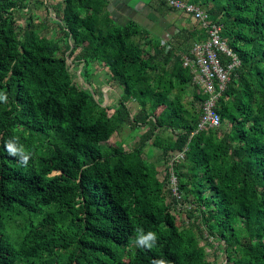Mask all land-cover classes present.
<instances>
[{
	"label": "trees",
	"instance_id": "16d2710c",
	"mask_svg": "<svg viewBox=\"0 0 264 264\" xmlns=\"http://www.w3.org/2000/svg\"><path fill=\"white\" fill-rule=\"evenodd\" d=\"M181 1L240 61L218 128L198 130L205 97L182 62L206 40L199 24L154 35L109 0H0V264H220L207 253L220 247L224 264H264V0ZM157 2L169 30L182 13ZM32 4L49 17L21 28Z\"/></svg>",
	"mask_w": 264,
	"mask_h": 264
},
{
	"label": "built area",
	"instance_id": "2783aa9c",
	"mask_svg": "<svg viewBox=\"0 0 264 264\" xmlns=\"http://www.w3.org/2000/svg\"><path fill=\"white\" fill-rule=\"evenodd\" d=\"M164 1L182 13L184 22L199 24L207 31L206 40L196 41L190 50V56H183L182 62L184 67L190 69L193 81L199 87V93L202 91L205 97L198 130L218 128L220 117L215 112V105L232 72L239 67V58L221 39L220 27L209 25L207 15L198 6L181 0Z\"/></svg>",
	"mask_w": 264,
	"mask_h": 264
},
{
	"label": "rangeland",
	"instance_id": "374dc122",
	"mask_svg": "<svg viewBox=\"0 0 264 264\" xmlns=\"http://www.w3.org/2000/svg\"><path fill=\"white\" fill-rule=\"evenodd\" d=\"M49 1H54L55 4L58 3V2H62V0H49ZM127 1H129L128 2L129 9H132V8L135 9L139 5V3H137L135 5L136 0H127ZM33 5L34 4L31 5L30 11L28 13L26 11L21 12L22 14L21 13H19V14L16 13L17 14L16 15L17 16V18H16L17 19V23H18V25L21 26V28L24 27L26 25V23L28 22V17H29L28 15H30V12H31V14H33L32 17L34 18L35 23L45 21V19H47L46 17H49L48 14H47V10L45 9V7L39 6L37 9H35V7ZM52 5H54V4H52ZM159 13H161V12H159ZM51 16L52 17H55L53 14H51ZM115 16H116V12H115ZM184 20L185 19L183 18V16H180V18L174 23V26L171 27L167 32H170L171 33L175 29H177V28L178 29H181L185 25L189 26L190 23L189 24H184ZM163 22H165L167 24L168 23V19L166 18L165 21L163 20L162 22L160 20V23H163ZM191 23L193 24V22H191ZM47 25H48L47 27H48L49 33L50 34H53V36H55V34L53 33V31H51L53 25L50 22H47ZM155 28L156 27H154V29ZM154 29H150V30H153L154 35L155 34L156 35H159L160 34L159 32H161V29H162L161 24H160V26L157 27V29H155V30ZM167 37L168 36L166 35L164 37V39H167ZM69 61H71V59H69ZM74 81L76 83H79V84L81 83V80H80V78L78 76L74 77ZM107 81H108V77L106 76V71H101L98 74V78H97L96 82H97L98 85H101L102 84L101 85V87H102L101 90L103 91V94H104L103 97H104V100H105V104H108V105L111 104V103L115 104L117 102V99H118V96L119 95L114 90L112 92L109 90L110 87H107V85H106L107 84ZM188 101H190V98L188 99ZM132 107H133V105L131 104V108ZM226 123L227 122L224 123V126H225ZM112 138H113L112 139L113 141H119V140L122 139V136H120V134H116ZM216 247L218 248L219 245H216ZM221 249L222 248L220 247V250ZM220 250L218 249V252H217V253H219V256L218 257L213 256V254H214L213 249H208L207 250V253H209V256L208 257H209V259H210L211 262L224 264V257H223L222 254H220L222 252Z\"/></svg>",
	"mask_w": 264,
	"mask_h": 264
},
{
	"label": "crops",
	"instance_id": "0c3cea01",
	"mask_svg": "<svg viewBox=\"0 0 264 264\" xmlns=\"http://www.w3.org/2000/svg\"><path fill=\"white\" fill-rule=\"evenodd\" d=\"M112 5V12H116V18L125 20L127 16L129 19L136 23L144 26L148 30L154 29L157 24L165 25V22L160 23L167 18L163 15L162 8L158 5L157 0H140L137 1L139 5L134 9L128 8L127 0H109ZM161 12V13H159ZM126 16V17H125ZM163 31V30H162ZM161 35L165 34L168 30L162 32ZM160 35V36H161Z\"/></svg>",
	"mask_w": 264,
	"mask_h": 264
},
{
	"label": "clouds",
	"instance_id": "9594fccd",
	"mask_svg": "<svg viewBox=\"0 0 264 264\" xmlns=\"http://www.w3.org/2000/svg\"><path fill=\"white\" fill-rule=\"evenodd\" d=\"M0 102H7V95L4 93H0ZM5 148L9 155L11 156H19L20 162L24 165L27 166L28 161L31 158V153H26L24 148L22 146L18 147L16 138L10 139L5 143ZM135 245L138 248H143L146 250H151L152 247L156 244L157 242V234L152 231L144 232V230L137 229L136 234L133 238ZM151 264H171L170 261L167 259H153L151 261Z\"/></svg>",
	"mask_w": 264,
	"mask_h": 264
}]
</instances>
